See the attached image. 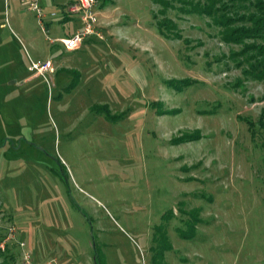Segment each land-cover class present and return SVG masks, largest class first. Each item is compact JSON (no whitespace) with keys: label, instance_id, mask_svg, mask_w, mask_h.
Instances as JSON below:
<instances>
[{"label":"rangeland","instance_id":"1","mask_svg":"<svg viewBox=\"0 0 264 264\" xmlns=\"http://www.w3.org/2000/svg\"><path fill=\"white\" fill-rule=\"evenodd\" d=\"M71 1H39L46 32L0 0V264H264V39L179 11L209 0H110L69 52Z\"/></svg>","mask_w":264,"mask_h":264},{"label":"trees","instance_id":"2","mask_svg":"<svg viewBox=\"0 0 264 264\" xmlns=\"http://www.w3.org/2000/svg\"><path fill=\"white\" fill-rule=\"evenodd\" d=\"M231 2H236L238 0H230ZM111 3L110 0H101L100 8H103L104 6ZM217 0H209L208 5H201L199 3H189L184 2L183 4L186 6H183L180 8V12L184 14H199V15H206L209 17L214 18V22L216 25L224 27L223 30V40L228 43H234V44H240L245 39H264V1L257 0L253 3V7L255 8L256 12L252 13L251 15H240L239 13L234 12L230 17L229 15L221 14L218 18H215L214 16L218 13L215 9ZM227 5H223V8H226ZM229 10V9H226ZM219 15V14H218ZM68 21V19H67ZM234 22H241L242 25L236 27V28H230V26ZM246 24H249L248 26ZM158 28L160 30V33L162 36L168 39V35H166L162 30V25L158 24ZM246 50H253L256 51V53L261 54L260 56H264V44H252V45H246ZM264 59V57H262ZM261 59V60H262ZM264 63V60H263ZM248 75L251 77L263 80L264 79V64H259L256 66H251L248 70ZM78 83L77 76L73 78L71 84L69 85V90L74 88L75 85ZM190 83V82H189ZM102 111V109H101ZM100 110H97V113L101 114ZM107 111V110H106ZM261 128H264V124L262 123V119L260 122Z\"/></svg>","mask_w":264,"mask_h":264},{"label":"built area","instance_id":"3","mask_svg":"<svg viewBox=\"0 0 264 264\" xmlns=\"http://www.w3.org/2000/svg\"><path fill=\"white\" fill-rule=\"evenodd\" d=\"M39 1L40 0H28V10L36 14L42 30L47 32L48 23H44L43 21L46 19L47 15L42 6H40ZM100 1L101 0H74L65 5L60 18L77 22L79 28L69 36L56 38L52 40L51 43H59L66 51L72 52L78 50L85 42L101 39V34L98 30ZM49 17L50 19L57 18L54 13H51ZM31 69L36 70L40 75H44L52 71V65L50 61H46L43 64H33ZM14 237V227H10V229H8V235L0 241V253L5 251L7 242L14 239ZM23 260L25 264H31L27 254L24 256Z\"/></svg>","mask_w":264,"mask_h":264},{"label":"crops","instance_id":"4","mask_svg":"<svg viewBox=\"0 0 264 264\" xmlns=\"http://www.w3.org/2000/svg\"><path fill=\"white\" fill-rule=\"evenodd\" d=\"M72 1H74V0H72ZM71 1V2H72ZM71 2H68V3H66V2H64V3H62V10H63V8L65 7V5H67V4H69V3H71ZM66 3V4H65ZM61 19V18H60ZM64 20H65V18H63V19H61V21H63L64 22ZM68 21H70V20H68ZM77 23V22H76ZM49 24V23H48ZM48 24H47V27H48ZM78 24V23H77ZM79 28V24H78V27H76V29L73 31V33L77 30ZM60 38V37H59ZM81 48V47H80ZM79 48V49H80ZM78 49V50H79Z\"/></svg>","mask_w":264,"mask_h":264}]
</instances>
